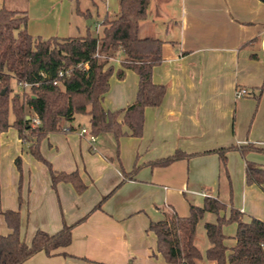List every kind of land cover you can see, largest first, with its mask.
<instances>
[{"label":"crops","instance_id":"obj_1","mask_svg":"<svg viewBox=\"0 0 264 264\" xmlns=\"http://www.w3.org/2000/svg\"><path fill=\"white\" fill-rule=\"evenodd\" d=\"M1 6L25 11L34 37L84 36L80 33L88 29L89 15L79 13L74 0H0ZM110 9L107 5L104 17L115 18L120 0L114 17ZM140 36L163 41L153 81L167 90L159 106L145 109L143 135L120 138V162L111 134L96 135L93 144L81 132L89 129L88 115L87 124L73 121V128L67 124V130L51 132L41 143L56 171L79 173L87 186L82 193L65 181L53 188L49 169L28 153L16 128L0 133V234L11 232L3 215L9 209L20 212L27 243L38 229L55 233L86 217L73 227L68 246L52 255L39 251L22 264H170L157 250L155 233L147 230L150 221L188 216L190 205H203L207 196L229 210L232 203L246 222L264 220V182L248 183L245 172L247 161L264 169V0H149ZM110 64L114 73L102 104L125 108L136 99L139 76L124 68L118 77L120 56ZM241 89L247 94L239 95ZM248 144L261 150L245 156L228 151L227 171L217 153L207 152ZM178 149L193 155L168 166L148 164ZM135 166L134 176L126 178Z\"/></svg>","mask_w":264,"mask_h":264},{"label":"trees","instance_id":"obj_2","mask_svg":"<svg viewBox=\"0 0 264 264\" xmlns=\"http://www.w3.org/2000/svg\"><path fill=\"white\" fill-rule=\"evenodd\" d=\"M74 1L77 11L87 15L79 9V0ZM148 3L149 0H120L118 15L115 18L105 16L101 21V36L49 38L34 37L29 33L25 11L0 7V133L12 127L17 129L19 137L27 144L28 153L49 169L53 188L65 181L82 193L87 186L77 171H56L44 157L41 143L49 133L70 125L77 114H87L92 134L114 137L115 158L119 161L120 138L127 135L141 137L145 109L162 103L167 87L153 81V70L163 60V41L140 36V23L146 17ZM117 56L121 57L122 64L117 70L118 77H123L124 68H129L138 74L139 83L132 104L109 110L104 108L102 99L110 88V77L114 73L110 61ZM61 71L66 73L60 76ZM20 83L30 84L31 92L23 95L17 92L15 86ZM28 115L30 119H27ZM33 117H37L40 123L33 124ZM233 149H238L243 156L250 150H261L248 144L207 152L217 153L222 168L227 171V153ZM192 155L178 149L174 154L148 164L168 166ZM15 163L20 173V191L23 183L21 156L15 159ZM137 170L135 166L124 176L131 178ZM245 172L248 183L264 182V169L257 164L247 161ZM109 195L104 196L94 209L101 207ZM226 209L227 205L219 198L207 196L203 205H190L188 216L174 213L165 219L151 220L147 230L155 233L157 250L166 262L197 264L202 259L201 250L195 243L197 227L205 214L212 212L218 216L217 220L204 224L210 243L206 250L207 259L216 264H264V220L252 218L246 222L242 212L232 205L226 218L220 215ZM3 215L11 232L0 234V264H22L39 251L55 254L57 249L71 243L73 227L86 219L83 217L74 224H64L55 233L38 229L31 243H27L20 232V212L9 209L3 211ZM231 222L237 223L232 246L227 243L229 236L223 230V226Z\"/></svg>","mask_w":264,"mask_h":264},{"label":"rangeland","instance_id":"obj_3","mask_svg":"<svg viewBox=\"0 0 264 264\" xmlns=\"http://www.w3.org/2000/svg\"><path fill=\"white\" fill-rule=\"evenodd\" d=\"M106 1L108 2V4ZM95 2L96 3H94L92 0H82V3H81V5H82L81 7L83 8V11L88 13L87 16L89 15L88 18L85 20V23L87 24L88 29H85L84 31H82L83 33H80V34H83L84 36L87 34H92L94 36H101L102 35L103 26L101 25V21H102V18L104 17V15L106 13L105 9H106L107 5H110L111 9L109 11V14L111 17H114V12L116 10V4H117L118 0H95ZM88 20L91 21L90 25H89ZM77 34H79V33H76V35ZM15 90L17 92H20L21 95H23V93H25V92L28 94L31 92L29 87L23 88V86H19V85L15 86ZM12 118H13V116H12ZM74 122H75V124L76 123L78 124L79 122H81L83 124H85V123L87 124L88 123L87 114H83V113L77 114L76 118L74 119ZM250 123L251 122L249 121L248 125ZM106 135L109 136V134H106ZM231 205H232V203L230 204L229 208H231ZM220 215L226 216V218L229 217L230 210L228 209V206H227V209L225 211H222L220 213ZM217 217L218 216L215 213L207 212L205 214V217L203 218L202 221H200V223L198 224V227H197L196 242L199 245V248H200L201 253H202V260L205 264L209 263V260L206 257V250L208 249L210 243H209V240L206 236V230H205L204 224L207 221H211V222L216 221ZM223 230L226 232L227 236H229V239L227 241L230 242L229 241L230 238L232 240V237H230V236H233L237 231V223L236 222L227 223L223 226Z\"/></svg>","mask_w":264,"mask_h":264},{"label":"built area","instance_id":"obj_4","mask_svg":"<svg viewBox=\"0 0 264 264\" xmlns=\"http://www.w3.org/2000/svg\"><path fill=\"white\" fill-rule=\"evenodd\" d=\"M65 73H66V71H65V72H64V71H61V72L59 73V75L62 76V75H64ZM55 84H57V82H55ZM19 86H23V88H26V87H29V88H30V87H31V85L28 84V83H20ZM238 94H239V95L247 94V91H246L245 89H241V90L238 92ZM32 123H33V124H39L40 121H39V119H38L37 117H33V118H32ZM63 130H67V128L64 127ZM81 132H82V133H86V134H88V136H89V138H90V141H91L93 144L96 142V140H97V136H96L95 134H92V133L90 132V129L82 128Z\"/></svg>","mask_w":264,"mask_h":264},{"label":"water","instance_id":"obj_5","mask_svg":"<svg viewBox=\"0 0 264 264\" xmlns=\"http://www.w3.org/2000/svg\"><path fill=\"white\" fill-rule=\"evenodd\" d=\"M88 22L90 23L91 21L90 20H88ZM4 92V91H3ZM31 117H30V115H28L27 116V119H30Z\"/></svg>","mask_w":264,"mask_h":264}]
</instances>
